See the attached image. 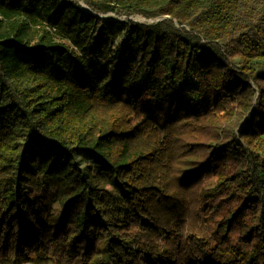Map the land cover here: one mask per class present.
I'll use <instances>...</instances> for the list:
<instances>
[{"label":"trees","instance_id":"1","mask_svg":"<svg viewBox=\"0 0 264 264\" xmlns=\"http://www.w3.org/2000/svg\"><path fill=\"white\" fill-rule=\"evenodd\" d=\"M30 261L264 264V0H0V264Z\"/></svg>","mask_w":264,"mask_h":264},{"label":"rangeland","instance_id":"2","mask_svg":"<svg viewBox=\"0 0 264 264\" xmlns=\"http://www.w3.org/2000/svg\"><path fill=\"white\" fill-rule=\"evenodd\" d=\"M84 8H85V6H84ZM100 16L107 18V19H110V20L123 21L125 19H131V20L141 22V23H151V22H154L157 20V18H155V19L144 18L141 15L136 14V13H123V12L120 14L109 12V13H106V14H103ZM117 43H118V39H116L113 43H110V46H109L110 50L109 49L105 50L106 60H111L113 62H116L117 55L119 53V51L117 49ZM110 51H112L113 53H111ZM234 62L236 64H239L240 59L234 58ZM260 63H261L260 61H257L255 63V66L258 67L260 65ZM128 65H129L128 63L125 64V66H128ZM75 160L78 163V165L84 170L85 173H86L87 169H90L93 174L96 173L97 170H96L95 166L92 164V162L85 159L83 156L76 155ZM208 185H211V182H209ZM52 212L53 213L59 212V207H58L57 203L53 204ZM22 264H35V263L33 261H30V262H26V263H22ZM41 264H53V263L47 262V263H41Z\"/></svg>","mask_w":264,"mask_h":264}]
</instances>
